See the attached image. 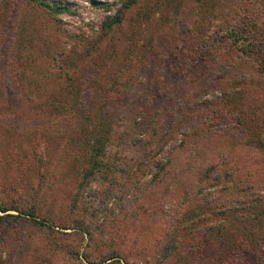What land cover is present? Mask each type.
<instances>
[{"label":"rangeland","instance_id":"obj_1","mask_svg":"<svg viewBox=\"0 0 264 264\" xmlns=\"http://www.w3.org/2000/svg\"><path fill=\"white\" fill-rule=\"evenodd\" d=\"M45 1L0 0V264H264V0Z\"/></svg>","mask_w":264,"mask_h":264},{"label":"trees","instance_id":"obj_2","mask_svg":"<svg viewBox=\"0 0 264 264\" xmlns=\"http://www.w3.org/2000/svg\"><path fill=\"white\" fill-rule=\"evenodd\" d=\"M32 1L37 3L38 5L42 6L46 10L54 12V13H63V12H65L68 9L67 5L64 4L63 2L55 3V2H47L45 0H32ZM135 1L136 0H122L121 5L118 7L116 12L108 14L106 16V18L104 20V26L105 27H112L115 23L120 22L122 20L123 16H124L125 8L129 7L130 5H132ZM110 5L111 4L107 3L106 6L110 7ZM233 26H235V25H233ZM243 29H245V28L244 27L240 28V26H238L237 29L235 28V30L234 29L230 30L232 35H234L236 42L238 40H240L241 37L244 36ZM250 33H251V31H250ZM91 158L92 159L95 158L94 159V163H93V165L90 168L87 169V172L83 175V180H82V183H81V187L82 188L90 181V179H92L96 175L95 169L98 168V167H96V165L101 163L100 158H96V153L92 154ZM82 188H80V189H82ZM10 209L17 210L18 208H16V207L11 208V207H7V206H1V211L2 212H7ZM17 211H18V214L6 213L5 215H7V217L11 216L14 220L19 219L22 216V214L23 215L26 214V215H29L31 217H35L34 216L35 215V211L34 210H31V209L30 210H19L18 209ZM31 219H34V221H36V222L38 221V219H36V218H31ZM42 225H44V224L42 223ZM47 227H48L49 230H55L54 227L51 226V225H47ZM73 227H75V226H73ZM79 227H83V228H79L78 231L77 230H74V231L77 232V233H81V232L82 233H90V232H88V230L90 229L89 226L81 224V226H79ZM61 233L67 234V232H61ZM118 256H119V252L116 251V250H113V251H108L107 254H105L100 259L93 260V259H90L89 257H87V260L89 262H91V263H103L105 261L110 262V261H112V259H115ZM94 261H98V262H94Z\"/></svg>","mask_w":264,"mask_h":264}]
</instances>
